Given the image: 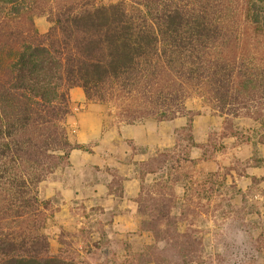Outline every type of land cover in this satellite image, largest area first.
I'll list each match as a JSON object with an SVG mask.
<instances>
[{"label": "trees", "instance_id": "16d2710c", "mask_svg": "<svg viewBox=\"0 0 264 264\" xmlns=\"http://www.w3.org/2000/svg\"><path fill=\"white\" fill-rule=\"evenodd\" d=\"M37 15L51 21L47 32ZM75 86L128 123L186 116L192 145L194 96L264 125V0H0V264H83L51 253L36 190L73 150L91 151L64 125ZM167 156L140 162L141 178ZM158 185L143 184L136 198L148 215L141 228L155 239L149 255L161 263L166 241L179 257L202 260L201 238L178 230L174 199Z\"/></svg>", "mask_w": 264, "mask_h": 264}, {"label": "rangeland", "instance_id": "374dc122", "mask_svg": "<svg viewBox=\"0 0 264 264\" xmlns=\"http://www.w3.org/2000/svg\"><path fill=\"white\" fill-rule=\"evenodd\" d=\"M34 20L40 33L52 25L47 15ZM67 92L70 112L64 125L71 140L91 151L73 150L68 164L36 187L47 202L41 207L47 217L42 231L52 254L65 252L83 264H264L260 120L227 116L194 96L186 102L197 111L192 145L182 131L184 115L128 123L114 105L87 99L82 87ZM159 152L168 153L165 162L141 178L140 162ZM158 183L174 199L171 214L178 230L201 238L202 260L179 257L166 241L158 242L161 263L149 255L155 239L141 228L148 215L139 211L136 198L143 184L154 190Z\"/></svg>", "mask_w": 264, "mask_h": 264}]
</instances>
